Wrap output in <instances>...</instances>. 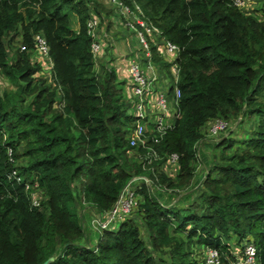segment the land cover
Returning a JSON list of instances; mask_svg holds the SVG:
<instances>
[{
  "label": "trees",
  "instance_id": "trees-1",
  "mask_svg": "<svg viewBox=\"0 0 264 264\" xmlns=\"http://www.w3.org/2000/svg\"><path fill=\"white\" fill-rule=\"evenodd\" d=\"M118 1L163 44L178 48L165 60L150 44L157 67L169 73L177 65L180 97L173 125L157 141H147L155 156L146 159L145 148L129 145L136 117L126 114L115 83L118 69L95 71L96 39L87 33V21L98 18L101 42L98 27L112 10L101 14L99 0H0V75L14 87L0 89V264H42L49 257L50 264H157L131 219L101 229L97 245L86 246L82 216L72 209L80 197L73 183H82L86 205L99 215L111 210L134 175L176 194L202 163L194 145L215 118L237 129L250 122L246 137L214 143V160L194 204L165 208L141 185L137 209L149 246L165 249L169 264H202L193 256L197 245L216 249L221 264H229V240L235 237L239 246L252 242L257 264H264V0L260 18L230 0ZM69 13L77 16V31L70 28ZM11 34L26 48L9 58L3 39L11 44ZM36 34L48 45L49 80L38 75L43 64L31 61ZM172 153L178 156L174 176L163 170ZM27 182L38 185L37 207Z\"/></svg>",
  "mask_w": 264,
  "mask_h": 264
},
{
  "label": "built area",
  "instance_id": "built-area-1",
  "mask_svg": "<svg viewBox=\"0 0 264 264\" xmlns=\"http://www.w3.org/2000/svg\"><path fill=\"white\" fill-rule=\"evenodd\" d=\"M113 2L116 3L120 9H124L120 11L122 15L124 14V18L125 15L128 17L127 14L132 16V20L128 19L124 21L125 24L123 23V27L130 32H136L139 39L138 42L144 52V59L142 62L138 61L136 56H133L132 58L128 57L126 65V80L128 82L127 92L131 98L130 105L133 109L132 115L136 117L135 121L131 123L130 132L128 133L129 145L133 148L141 146L147 150L148 154L155 156V153L150 147L146 146V143L148 140L157 141L156 136L160 137L163 135L166 129L172 126L175 121L178 100L180 97V92L176 85L178 67L173 64L169 68L172 73L169 78V82H167L164 76H159L160 73H164L165 71H161L159 67H157L156 70L152 67V64H155L152 62L150 44L147 42L145 37H152L153 33L142 19L133 15L130 8L126 4H123L118 0ZM230 3L240 12L244 14H251L253 6L256 2L255 0H230ZM98 23V18L94 16L87 21V33L92 38L97 40L92 41L91 43L93 58L97 56L95 52L99 50V43H101L97 39L98 35L96 28ZM102 36L104 39H108V35L106 33L103 32ZM33 41L35 42V48L31 52H34L35 54L42 53L43 57H47L45 59L47 62H43L44 60L38 59L33 63L37 62L41 65H45L44 63H46L47 67L51 70L52 62L48 57V45L45 37L40 34H36L33 36ZM25 48L26 47L20 43V46L17 49L24 51ZM156 50H158L160 54L163 53L170 58L176 55L178 48L174 44L166 42L164 44L162 43V46ZM172 68L174 69L173 71ZM147 126L148 129L146 128ZM207 127V137H215L229 128V123L221 118H215L208 123ZM149 128L151 131H149ZM205 140L206 139H204L203 135V137L194 145V156L198 160H200V146ZM10 154L11 152L8 150V155L10 156ZM177 160V154L172 153L169 156L168 163L175 166ZM141 185H146L149 188V191L152 192V184L147 178L143 176H132L120 191V194L111 210L105 214L97 215L98 219H100L99 217L106 216V219L102 222V224L100 222L97 223L99 224L100 229L109 228L114 223H118V221L123 220V216L128 215L136 206L138 207L139 201L137 204V197L139 195L138 190ZM37 187L38 185L35 182L32 183V185L27 182L25 185V188H32L34 190L31 205L35 207L40 205V197ZM74 191L80 196V192L78 190L76 191L74 189ZM257 254L258 251L253 243L246 242L241 249L232 251V260L229 261V264H257ZM204 255V264H221L220 255L216 249L204 248Z\"/></svg>",
  "mask_w": 264,
  "mask_h": 264
},
{
  "label": "rangeland",
  "instance_id": "rangeland-1",
  "mask_svg": "<svg viewBox=\"0 0 264 264\" xmlns=\"http://www.w3.org/2000/svg\"><path fill=\"white\" fill-rule=\"evenodd\" d=\"M101 3V8H102V13L101 14H105L103 12V9L106 11L107 9H110L111 7L113 8L112 13L116 12V9L119 13V15L122 16V14L120 13L121 10L124 9H120V7L116 4V3H110V0H99ZM263 0H255V4L253 6V10L251 11L252 16H255L256 18H260V13H259V6L262 3ZM112 2V1H111ZM123 4H125L122 1ZM137 8H138V12H141V6L136 3ZM89 7L91 9L94 8L93 4H89ZM116 8V9H115ZM117 13V12H116ZM114 15L116 16V14L114 13ZM124 15V14H123ZM128 17L125 15V20L131 19L132 20V16H130V14H127ZM69 18H70V28L74 31L78 30V23H77V16H75L74 14H70L69 13ZM113 23H116L113 21ZM125 24V22H124ZM122 27V25H121ZM122 29V28H121ZM119 28V24L116 25V27L114 28L112 26V32H114L113 37L114 40H111V38H106L105 39V43L103 42L102 38L101 39V43H99V50L97 52H95V54L97 55L94 58V62L96 64L95 70H97V74H102L104 73L105 70L109 69V67L116 73V69L113 68L111 66H109V63L112 62L115 58H119L122 61V67L125 65V61L127 60L128 56L126 57V53H121V55H116L117 52H112L113 50H115V48L117 47V45H121L122 42H119V39H125L126 35L131 36L133 38L132 42L136 45L134 47H132L131 52L129 53V57L132 58L133 56H136V59L140 62L143 61L144 59V52L142 47L139 44V39L137 37V34L135 31L129 32L128 30L126 31V35L125 33ZM126 30V29H125ZM132 33V34H131ZM14 35L15 39V34H11ZM12 37V36H11ZM146 40L149 44H152L154 46L155 49L159 48L162 46V42L158 39V37L156 35L153 34L152 37L150 36H145ZM122 38V39H121ZM4 44L7 46V51L9 53V58L11 56V54H13L14 52H16L17 48L20 46V41L18 39V37H16L15 40L11 41L12 43L10 44L8 41V37H5L3 39ZM124 41V40H123ZM125 45V43H124ZM110 49L112 51H106L107 49ZM21 51V50H20ZM106 56V58H105ZM126 57V60L124 59ZM47 57H43L42 53L39 54H35L32 53L31 56V61H37L38 59L44 60L43 62H47L45 61ZM160 58H163L165 60H167V56L163 53L160 54ZM15 61V60H14ZM106 61V65L103 64V62ZM176 65V64H175ZM152 67L156 70L157 66L152 64ZM43 69L44 71L39 72L38 75L42 76L44 79H50V68L43 65ZM126 69V68H125ZM174 69L172 68V71ZM164 71V70H161ZM169 73H167L166 71L164 73H160L159 76H164L167 80V82H169V78L171 77V70L168 69ZM118 77H116V81L115 83H117V87L120 89V92L122 94L123 99L125 100V104H126V108H127V112L126 114L128 115H132L133 114V109L131 108L130 105V101L131 98L127 92V88H128V82L126 80V76L125 74H117ZM14 88L13 85H11L9 83V81L7 80L6 77L0 75V89L4 90V89H10V88ZM165 87V86H164ZM174 121V120H173ZM229 123V128H227L224 132H221L220 134H218L215 137H207V129L208 127L205 126L204 128H202V132L204 133V139H206L203 144L200 146V153H203V156L201 155V164L199 163L195 173L193 175V178L189 184L188 187H186L185 189H180L176 191V194L171 193L170 191H162L159 190L157 188H154L153 190H151L153 193V195L158 198L163 206H165V208H174V209H182L185 208V206H187L188 204H194L197 202V198L199 197L200 193L203 190L202 185L200 187H198L199 182H202L206 176V174L209 172L208 170L210 169V164L211 162L214 160V153L216 151L217 148H214V143L216 142H221L224 139L228 138V139H234L236 141H239L240 138L242 137H246L247 134V129L250 127V122L249 123H243L241 125V128H236V125H234V123ZM148 129V126L146 127ZM236 128V129H235ZM149 131H151V129L149 128ZM146 158H149V155L151 157H153L151 154H148L146 152ZM127 160H131L132 162V158H134V154L133 153H128L127 155ZM144 156V154H141L140 159H142ZM176 166H172L171 164H167L163 167V170H165L167 173L171 174L170 176H174L176 174V170H175ZM74 184V189L80 192V197L75 200V203L72 204V209L76 210L77 213L79 215L82 216L81 219V224L83 225V228L86 232L87 235V240L88 242H85L84 244L86 246H92L95 247L97 245V237L99 232H101L102 230L100 229L99 224H97L98 222H100L102 224V222H104V220L106 219V216L103 217H99L100 219H98V213L94 210H92L91 208H88V206L84 203L83 201V193H82V183L80 181H76L73 183ZM74 195L77 196V194L73 191ZM160 198H159V197ZM39 197H41V194H39ZM163 197V198H162ZM140 200V197L138 195L137 197V204L138 201ZM87 209H91V210H87ZM143 216L142 212L139 211L137 209V206L135 208H133L131 210V212L126 215L123 216V219H131L134 222H136V224L138 225V229L140 231V237L141 239L146 243L147 248L149 249V251L151 252V256L152 259L155 263L157 264H169V257L168 254H165V252H167L165 249L162 250V252H155L152 251L151 247L149 246V236H148V230H146L144 221L141 219V217ZM120 222V221H118ZM143 222V224H142ZM109 225V224H108ZM107 225V226H108ZM114 226H110L109 228H113ZM180 235L183 237L186 234L185 233H180ZM232 238V244L238 248L241 249L242 246H239L237 244H235L233 241L236 239L235 237H231ZM250 239V238H249ZM245 243H243L242 245H244ZM193 256L194 258L204 264V246H195L193 249Z\"/></svg>",
  "mask_w": 264,
  "mask_h": 264
},
{
  "label": "crops",
  "instance_id": "crops-1",
  "mask_svg": "<svg viewBox=\"0 0 264 264\" xmlns=\"http://www.w3.org/2000/svg\"><path fill=\"white\" fill-rule=\"evenodd\" d=\"M111 10H113V8L111 7L110 8ZM116 9V8H115ZM117 12V13H116ZM116 12H113L111 15H110V17H106V22L103 24V25H101V26H99L98 27V33H99V36H100V34L102 35V33L105 31H108L106 34L108 35V38H111V40H114V37H113V35L112 34H114V32H112V26L115 28L116 27V25H118L119 24V28L125 33V35H126V31H127V29L125 30V28L123 27V25H122V16L121 15H119V13H118V11H117V9H116ZM114 13L116 14V16L114 15ZM113 21L114 22H116V23H113ZM109 25L108 27H106V25ZM121 25H122V27H121ZM103 28H104V31H103ZM130 32V31H129ZM132 34V33H131ZM131 38H133L132 37V35L131 36H128V35H126V37H125V39H122V40H120L119 39V42H122L121 43V45H117V47L115 48V50H110V49H107L106 51H112V52H117L116 53V55L118 56V55H121V53H126V57L128 56L129 57V53L131 52V49H132V47H134V46H136L133 42H132V39ZM124 40V41H123ZM105 41V39H103V42ZM124 43H125V45H124ZM126 57L124 58L125 60H126ZM105 58H106V56H105ZM128 59V58H127ZM95 63H97V62H95ZM103 64H105L106 65V61L105 62H103ZM122 61H121V59H119L118 57L117 58H115L111 63H110V65L109 66H111V65H113L112 67L113 68H115V69H118V74H125V76H126V65H127V60L125 61V65L122 67ZM95 67H96V64H95ZM110 68V67H109ZM95 71H97V70H95ZM116 223H114L113 225H115ZM229 241H232V238L229 240ZM230 244H231V250H233V251H235V250H237L238 248H236L233 244H232V242H230Z\"/></svg>",
  "mask_w": 264,
  "mask_h": 264
},
{
  "label": "water",
  "instance_id": "water-1",
  "mask_svg": "<svg viewBox=\"0 0 264 264\" xmlns=\"http://www.w3.org/2000/svg\"><path fill=\"white\" fill-rule=\"evenodd\" d=\"M54 258L53 257H49L45 262H43L42 264H50L51 262H53Z\"/></svg>",
  "mask_w": 264,
  "mask_h": 264
},
{
  "label": "clouds",
  "instance_id": "clouds-1",
  "mask_svg": "<svg viewBox=\"0 0 264 264\" xmlns=\"http://www.w3.org/2000/svg\"><path fill=\"white\" fill-rule=\"evenodd\" d=\"M75 192V191H74ZM76 193V192H75Z\"/></svg>",
  "mask_w": 264,
  "mask_h": 264
}]
</instances>
